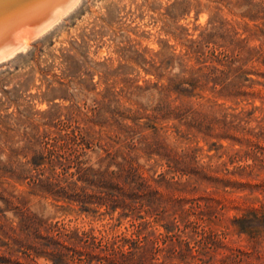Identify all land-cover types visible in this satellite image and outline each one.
<instances>
[{
  "label": "rangeland",
  "instance_id": "374dc122",
  "mask_svg": "<svg viewBox=\"0 0 264 264\" xmlns=\"http://www.w3.org/2000/svg\"><path fill=\"white\" fill-rule=\"evenodd\" d=\"M77 3L0 60V264H76L86 234L264 264V226L236 223L264 214V0ZM130 169L137 208L66 191Z\"/></svg>",
  "mask_w": 264,
  "mask_h": 264
},
{
  "label": "trees",
  "instance_id": "16d2710c",
  "mask_svg": "<svg viewBox=\"0 0 264 264\" xmlns=\"http://www.w3.org/2000/svg\"><path fill=\"white\" fill-rule=\"evenodd\" d=\"M132 174L135 175V173H132L131 169L126 175H124L123 171H113L109 174V177L101 173L98 177H93L89 180L98 187L94 189L93 192L89 193L85 186H81L80 191L76 190L75 193H69L68 188H66V191L68 192V196L73 197L72 195H77V198L82 201H88L94 197L95 201L104 202L113 208L121 206L124 209H134L137 208V205L135 204V199H133V193L130 192V190L134 188V186H131L130 177L133 176ZM87 176V179L90 178V175ZM154 209H156L155 205L150 204L148 210L153 211ZM249 213L251 216L244 214L243 216L237 217L236 223H238L241 229H250L256 233L264 226V214L259 215L256 211ZM172 223L178 228L181 226L180 222L176 223L172 220ZM168 230H170V227H168ZM122 240L131 242L133 245L129 246L128 249H124V243L104 241L101 237L97 238L90 234H86L85 238L81 237L79 239V244L73 247L67 246V239H63V241L57 240V243L63 247H68V249L70 247L73 250L71 258L76 264H158L152 263L151 261V258L155 257V252L158 251V246H150L149 241L145 239L140 241L132 237H122ZM154 241H157V239H153L151 242ZM172 249H174V247L170 246L169 251ZM150 251H153L151 255H149ZM48 253L50 254L49 257L53 260V264H74L73 262L67 261L68 252L63 250V248L53 249L52 251H48ZM238 255L239 253H237L236 257L231 255L222 257L220 258V264H235L233 261H235ZM241 260L242 259H240V261ZM205 262V259H203L202 264H206Z\"/></svg>",
  "mask_w": 264,
  "mask_h": 264
},
{
  "label": "bare ground",
  "instance_id": "6f19581e",
  "mask_svg": "<svg viewBox=\"0 0 264 264\" xmlns=\"http://www.w3.org/2000/svg\"><path fill=\"white\" fill-rule=\"evenodd\" d=\"M78 1L0 0V60L25 49L33 36L49 28Z\"/></svg>",
  "mask_w": 264,
  "mask_h": 264
}]
</instances>
